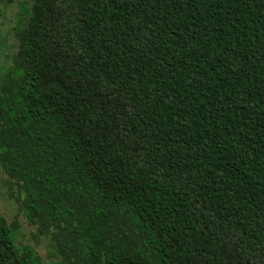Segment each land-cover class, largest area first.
<instances>
[{
  "label": "trees",
  "instance_id": "16d2710c",
  "mask_svg": "<svg viewBox=\"0 0 264 264\" xmlns=\"http://www.w3.org/2000/svg\"><path fill=\"white\" fill-rule=\"evenodd\" d=\"M16 40L0 167L55 264H264V0H23Z\"/></svg>",
  "mask_w": 264,
  "mask_h": 264
},
{
  "label": "rangeland",
  "instance_id": "374dc122",
  "mask_svg": "<svg viewBox=\"0 0 264 264\" xmlns=\"http://www.w3.org/2000/svg\"><path fill=\"white\" fill-rule=\"evenodd\" d=\"M22 1L0 0V74L11 65L17 51L16 28ZM22 198L15 181L0 167V209L9 223L18 227V242L33 246L47 261L58 263L48 237L29 221Z\"/></svg>",
  "mask_w": 264,
  "mask_h": 264
}]
</instances>
